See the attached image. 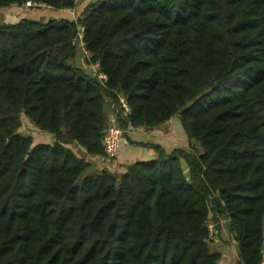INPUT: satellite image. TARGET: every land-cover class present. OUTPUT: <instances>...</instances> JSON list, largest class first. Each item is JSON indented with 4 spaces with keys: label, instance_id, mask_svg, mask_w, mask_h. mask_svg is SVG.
Instances as JSON below:
<instances>
[{
    "label": "trees",
    "instance_id": "obj_1",
    "mask_svg": "<svg viewBox=\"0 0 264 264\" xmlns=\"http://www.w3.org/2000/svg\"><path fill=\"white\" fill-rule=\"evenodd\" d=\"M79 35L104 82L73 63ZM110 111L123 131L177 117L201 153L154 146L95 170ZM21 116L52 141L19 134ZM210 216L236 264L264 262V0H102L0 23V264H218Z\"/></svg>",
    "mask_w": 264,
    "mask_h": 264
},
{
    "label": "rangeland",
    "instance_id": "obj_2",
    "mask_svg": "<svg viewBox=\"0 0 264 264\" xmlns=\"http://www.w3.org/2000/svg\"><path fill=\"white\" fill-rule=\"evenodd\" d=\"M100 1H102V0H80L76 10H74V11L68 10L66 12H61V11L55 12L51 9H46V8H42V7H30V6L28 7V6H26V4L24 5L23 9L27 11L29 17H31V18L35 17L36 20L41 21V22H47L50 19H61V18L74 20V19L81 17L84 14V12L87 9H89L91 4L98 3ZM10 15H11V17L16 16V14H14L12 12L10 13ZM16 18H17V16L14 17V19H10L9 21H7V23H11V22L15 21ZM4 24H6V23H4L2 21L1 25H4ZM86 60H87V54L84 52L83 45H82V42L80 40V35H79V38L75 42V55H74L73 63H75L77 65V67L81 68L86 73L92 75L93 69L91 68V66L86 65ZM108 115H109L108 126L117 127L121 131H123L119 127L117 120L115 119L116 113H114L113 111H110L108 113ZM18 132H19V134H21L24 137H30L33 140L34 145L42 144L44 142H48L44 139L45 138L44 134L42 132H40L39 130H37L24 116H21V127L19 128ZM124 132L125 131H123V133ZM136 133H139L138 135H140L144 138L145 134L147 132H146V130L143 129L142 132H136ZM125 139L130 145L133 144L131 141H129V139L126 138V135L124 134L123 138H122V142ZM179 139H180V141H179L180 145H178V147H174L172 150H169V151H166V150H164V151L167 154H170L172 151H174L176 149L177 150L181 149V150L185 151L187 154H192V153L199 154V153H201L200 147L195 142H187L184 139L182 134H181V136H179ZM136 141H138V140H136ZM134 145L140 146L141 143L136 142V143H134ZM70 148L74 149L75 153L78 152V150L75 149L73 146H70ZM123 153H124V150H123ZM156 153L158 154V151H156ZM97 160L99 161V159H97ZM98 161L94 162V164L97 166L99 165ZM102 162L108 163L107 164L108 166H103V168H107V169H111V170L113 169V171H115V172L119 171V170H116L115 159H113L112 161H107L106 159H102ZM95 165L93 166V164H92L91 166L93 169L97 170L95 168ZM182 168L184 170L185 175L187 176L186 167H185L184 163L182 164ZM212 219L213 218L210 216L209 220L207 221V226H209L208 229H209L210 235H211L210 241H209L210 249L212 251L213 250L215 251L216 248H218V246L215 245V243L218 242V243H220L221 250H226L228 252H231L232 254H236V256H237V249H236L235 242L230 237H228V228H227L225 222L221 221L217 225H215L213 223ZM216 232L218 233L217 235H215Z\"/></svg>",
    "mask_w": 264,
    "mask_h": 264
},
{
    "label": "crops",
    "instance_id": "obj_3",
    "mask_svg": "<svg viewBox=\"0 0 264 264\" xmlns=\"http://www.w3.org/2000/svg\"><path fill=\"white\" fill-rule=\"evenodd\" d=\"M80 0L77 1L76 7L71 10L74 11L78 7V3ZM22 7L17 6H11L7 8H0V23L3 21L4 23H7L10 19H14V17L17 16L16 20L20 18H26V19H32L36 20L35 17L31 18L28 16V13L26 10ZM44 8V7H42ZM49 9V8H46ZM68 10H64L61 12H66ZM16 14V16L10 15V13ZM60 12V11H58ZM13 21V22H15ZM12 23V22H11ZM179 120L177 117L172 118L171 120L165 122L163 125L154 128V129H144L146 130L145 137L138 135L139 133H136L134 130H127L124 132L126 135V138L129 139L133 144H129L126 139L123 140L121 146L119 147L118 154L115 158L116 162V170H119L117 173H123L124 168L136 161H151L154 160L157 156L156 151L154 150V146H158L163 150L169 151L172 150L174 147H178L179 144V136L181 134L183 135L184 139L188 142L187 137L185 136L183 130L180 128ZM44 134V133H43ZM123 134V135H124ZM45 140L48 142H44L42 144L50 143L52 141V136L48 134H44ZM48 139V140H47ZM138 140V141H136ZM139 142L141 143L140 146H135L134 143ZM172 143V144H171ZM171 144V145H170ZM134 148V149H133ZM124 150V153H123ZM137 150V151H136ZM98 158H87L89 163L93 166L95 165L94 162H97ZM99 165H95V168L97 170L105 169L103 166H108L106 162H102L101 159L98 161ZM101 168V169H100ZM113 170V169H112ZM218 233L216 232L215 235ZM221 234V233H220ZM228 237H230L232 240L231 234L228 232ZM215 245L218 246L216 248V252L220 253L221 258L218 262V264H236L237 256L236 254H232L231 252H228L226 250H221L220 243L216 242ZM214 251V250H213ZM264 264V262H262Z\"/></svg>",
    "mask_w": 264,
    "mask_h": 264
},
{
    "label": "built area",
    "instance_id": "obj_4",
    "mask_svg": "<svg viewBox=\"0 0 264 264\" xmlns=\"http://www.w3.org/2000/svg\"><path fill=\"white\" fill-rule=\"evenodd\" d=\"M26 6L30 7H39L38 5H35L31 2H27ZM93 69V73L95 74V77L101 81L104 82L106 80V77L98 71V66L93 65L91 66ZM119 103L121 107L124 109L126 113L129 112V109L127 108L125 102L123 99L119 100ZM136 132H142L143 128H137L135 129ZM123 131H121L119 128L114 127V126H108L105 134L102 139V147L104 151V157L107 161H112L113 159L116 158L118 154L119 147L122 144V138H123ZM209 226H207L208 228ZM209 230V229H208ZM210 232V231H209ZM211 235H209L210 239Z\"/></svg>",
    "mask_w": 264,
    "mask_h": 264
},
{
    "label": "water",
    "instance_id": "obj_5",
    "mask_svg": "<svg viewBox=\"0 0 264 264\" xmlns=\"http://www.w3.org/2000/svg\"><path fill=\"white\" fill-rule=\"evenodd\" d=\"M262 252H264V245H262V248H261Z\"/></svg>",
    "mask_w": 264,
    "mask_h": 264
}]
</instances>
